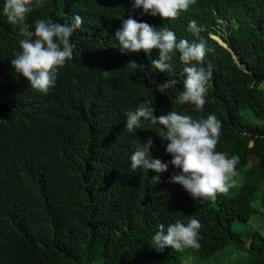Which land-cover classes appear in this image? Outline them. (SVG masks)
<instances>
[{"label":"trees","instance_id":"1","mask_svg":"<svg viewBox=\"0 0 264 264\" xmlns=\"http://www.w3.org/2000/svg\"><path fill=\"white\" fill-rule=\"evenodd\" d=\"M226 2L234 10L221 0H202L187 20L157 15L141 21L134 0H44L45 7L27 18L30 27L41 18L61 24H72L75 15L83 19L70 38L73 59L44 94L11 65L23 37L20 26L2 14L0 0V264H178V252L157 251L152 237L160 224L191 218L202 224L201 247L185 250H195L199 260L216 259L232 247L243 253L242 264H264V234L257 229L262 225L233 227L264 216V0ZM232 11L238 31L224 41L255 77L215 44L207 54L213 75L200 112L175 102L183 91L184 66L173 60L169 71L159 72L151 67L158 50L124 54L116 38L112 42L130 12L138 22L167 27L189 41V21L204 27ZM130 61L151 69L156 83H177L161 94L143 72L127 66ZM141 103L156 117L171 111L194 119L216 116L222 124L217 151L240 158L230 180L233 195L194 200L181 185L169 183L180 172L170 163L159 183L152 182L158 174L151 170L133 172L134 145L147 137L154 141L152 158L172 159L167 141L156 134L158 125L142 121L135 134L123 131L126 113Z\"/></svg>","mask_w":264,"mask_h":264},{"label":"clouds","instance_id":"2","mask_svg":"<svg viewBox=\"0 0 264 264\" xmlns=\"http://www.w3.org/2000/svg\"><path fill=\"white\" fill-rule=\"evenodd\" d=\"M202 0H134V9L140 8L141 21L147 16H160L164 20L184 21L192 16ZM221 2L234 10L226 0ZM45 7L44 0H4L2 14L9 23L20 26L23 39L19 41L20 52L15 54L11 65L15 72L23 76L30 86L38 92L47 94L58 78L59 70L69 60L73 59L74 45L70 38L74 31L83 23L80 15L73 17L72 24H61L52 19H36L30 27L26 20L31 13ZM135 13V11H134ZM130 12L128 19L123 20L122 28L113 33L112 42L118 41L119 50L124 54L139 53L146 55L158 50V58L151 61V67L159 72H167L175 60L184 66L183 91L175 102L181 105L194 106L197 112L203 111L207 94L208 82L212 78L211 65L207 63V54L215 44L228 50L237 67L251 78L255 77L253 70L242 61L241 56L224 41L230 34L238 31L235 11L224 12L211 24L202 26L194 20L189 21L184 28L189 41L177 39L174 31L167 27L159 30L146 22L133 19ZM182 33V34H184ZM131 69L144 73V79H149L156 85V90L164 94L167 89L177 83L175 80L156 83L151 69L145 71V66L135 61L127 65ZM264 88V80L261 83ZM251 88V87H250ZM151 106L139 104L135 110L126 113V126L123 131L135 134L141 128L142 121L158 125L156 134L167 141L165 151L170 154V162L152 158V137L134 145L130 156V167L151 170L158 175L152 177L153 183H159V174L168 171L169 163L179 173L173 172L169 183L181 185L194 200H215L217 194L229 192L231 177L236 175V165L239 156L217 151V145L222 135V124L214 115L206 119H194L188 114L171 111L167 115L156 117ZM202 224L198 219L191 218L187 223L177 219L167 226L160 224L152 237V244L157 251L166 248L180 252L186 248L199 249V232Z\"/></svg>","mask_w":264,"mask_h":264},{"label":"rangeland","instance_id":"3","mask_svg":"<svg viewBox=\"0 0 264 264\" xmlns=\"http://www.w3.org/2000/svg\"><path fill=\"white\" fill-rule=\"evenodd\" d=\"M234 183V182H232ZM231 183V184H232ZM264 190V189H263ZM228 195H233L232 190L230 189L229 192L227 193ZM262 194V190L260 193H258V195ZM258 200L255 201L253 203V207H257L258 206ZM255 218V216L252 217V220ZM254 222H250L246 225H243L238 223V222H234L233 223V227L237 230H242V229H252V224L257 225V226H261V228H257L259 229L258 231H260L261 233L264 234V216H258L256 217L254 220ZM178 256H179V263L178 264H242L243 263V253H241L240 251H237L235 249H233L232 247H227L224 249V251H222V253L216 258V259H209L207 261H201L199 260L197 253L195 250H182L180 252H178ZM144 264H163L161 260H152V261H144Z\"/></svg>","mask_w":264,"mask_h":264},{"label":"bare ground","instance_id":"4","mask_svg":"<svg viewBox=\"0 0 264 264\" xmlns=\"http://www.w3.org/2000/svg\"><path fill=\"white\" fill-rule=\"evenodd\" d=\"M76 68V67H75ZM261 199V198H260Z\"/></svg>","mask_w":264,"mask_h":264}]
</instances>
